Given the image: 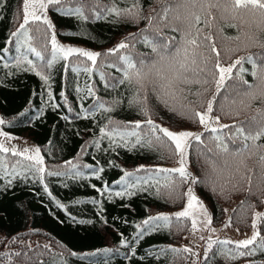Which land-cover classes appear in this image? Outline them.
Masks as SVG:
<instances>
[{
  "label": "trees",
  "instance_id": "16d2710c",
  "mask_svg": "<svg viewBox=\"0 0 264 264\" xmlns=\"http://www.w3.org/2000/svg\"><path fill=\"white\" fill-rule=\"evenodd\" d=\"M113 2L123 9L131 7L134 0H82L85 15L89 16L86 21L65 17L51 7L49 9L57 39L100 52L102 55L97 58L95 65L74 54L68 60H57L51 67H45L43 74L48 77L45 81L33 71H14V65L5 62L6 58L0 60V112L5 120L4 124L11 127L10 129L13 128L18 135H24L39 145L45 169L42 173H38L35 168L29 170L28 165L32 162L27 161L25 156L17 157L11 152H0V160L7 161L9 171L13 166L26 167L19 175L0 172V233L7 237L19 235L26 238V243L20 247L0 252V264L188 262L189 253L170 251L171 248H184L178 243L190 226V220L177 221L175 213L170 212L184 204L185 198L181 199L179 193L185 191L187 185L178 189L169 199L160 184H154L152 181L144 183V180L154 173L137 171L141 165L146 168L161 167L163 163L171 162L174 158L169 157L166 148L155 144L151 148L133 147L132 144H124L119 138L110 141L100 134V129L109 118L119 121L145 119L134 108L127 107L128 99L134 91L132 86H105L106 83H114L113 78L120 76V73L110 66L114 57L106 55L107 51L125 38H128L130 44L135 43L131 36H138L141 30L148 26L146 19L132 22L122 17L107 15L104 10ZM139 3L141 16L147 17L156 15L170 0H139ZM97 11L101 13V19L95 18ZM21 15L22 0H0V47L15 52V56H8V59L13 60L15 64L17 59H21L23 67L26 68L20 52H17L18 44L11 36V33L19 28ZM174 15V12H169L168 20L153 21L149 33L158 29L162 35L179 40L180 32L166 27L169 23L179 26L180 22L174 19ZM213 23L211 32L216 47L221 50L222 58L231 55L232 60H235L240 56L264 52V49L254 46H241V50L232 52L231 49L237 45L223 37L237 35L236 29L227 27L224 21ZM200 26L203 27V24ZM45 27L40 25L42 31ZM217 29H222V35ZM207 31L209 29H205V32ZM251 31H256L255 25ZM31 35L32 45L43 52L45 60H39L35 53H27L26 49L20 51H24L39 70V66L51 60V44L48 43L47 49H44L42 35L34 31ZM8 40H12V43H6ZM129 50L133 53L151 51L141 43H136L135 48ZM202 50L207 52L206 49ZM222 62L231 63L230 60ZM86 67L92 71L85 72ZM244 67L248 69L244 79L254 83L251 65L245 63ZM101 74L104 79H101ZM232 83L231 80L227 81L226 86ZM199 87L193 85L192 90L195 91ZM207 87L210 91L199 97L200 101H207L214 94V85L209 84ZM89 89L92 90L91 94ZM222 96L223 90L217 97V104ZM114 98L121 99L124 103L112 112L96 110L99 102L111 103ZM35 99H38L37 103ZM188 99L197 100V97L189 96ZM148 100L149 104L154 106L152 119L156 123L170 126L193 125L191 121L169 112L158 104L151 94ZM230 101L231 97L224 102L223 112L214 111L229 125L248 121L257 115V109H264V103L260 100L252 102L247 108L233 105ZM196 107L203 109L199 103ZM236 112H239V115H236ZM204 135L206 137L208 133L204 132ZM205 143L214 147L210 141L206 140ZM257 144H264V137H261ZM259 155L257 152L251 158L246 157L248 166L257 172H260ZM17 160L22 163L16 164ZM189 166L192 173L199 177L203 176V170L207 167L203 160L197 163L192 154L189 155ZM125 172H134L135 176L126 177ZM163 183L161 181V184ZM257 184V178L254 176L252 191H258ZM158 187L159 194L156 192ZM245 188L247 183L239 182V189L233 190L229 185L221 195L197 184L195 191L210 207L213 223L221 222L227 213L228 219L232 218V225L247 229L251 225L254 212L264 213V203H261L257 196H249L247 191L241 190ZM228 204L231 208L226 212ZM159 215L169 216L171 224L165 227L163 221H158V229L151 232L144 230L143 235H140L142 229L146 228L143 221ZM259 230L264 236V222L259 225ZM36 236L40 239L35 240ZM257 242L259 243V239ZM219 247L214 245L213 252ZM234 248V244L226 246V249ZM161 249L169 251L157 259L156 254ZM206 254L210 257L212 255ZM241 261H245L244 264H251L252 261H255V264H264V253L258 252L255 256L236 259L217 256L214 260L202 259L200 264H238Z\"/></svg>",
  "mask_w": 264,
  "mask_h": 264
},
{
  "label": "snow or ice",
  "instance_id": "6c2138e0",
  "mask_svg": "<svg viewBox=\"0 0 264 264\" xmlns=\"http://www.w3.org/2000/svg\"><path fill=\"white\" fill-rule=\"evenodd\" d=\"M50 7L65 17H75L85 21L89 19V16L85 15L82 0H22L23 22L15 32L11 33V36L18 44L17 51L20 52V57L29 67H23L21 59L16 60V67L21 71H33L45 81L48 77L43 74V69L51 67L54 61L68 60L69 57L78 54L95 65L97 58L102 55L100 52L61 45L57 41L55 26L48 16ZM104 11L107 15L122 17L132 22L146 19L148 26L142 29L138 36H131V40L135 43L130 44L128 38H125L106 53V55L114 57L110 66L115 68L120 76L113 78L114 83L110 85L106 83L105 86L112 88L123 84L132 86L134 91L128 99L127 107L134 108L145 119L119 121L109 118L105 126L100 129L101 136L109 138L110 141L119 138L124 144H132L133 147L151 148L155 144V146L168 150L169 157L174 158L179 167L146 168L141 165L137 171L154 173L145 179L144 183L148 184L152 181L154 184H160L166 190L169 199L182 186L188 185L185 191L179 193L181 199L186 198V207L177 212L175 217L177 221L181 222L184 219L190 220L193 230H198L199 221L204 225V228L215 231L214 228H210L211 213L203 200L195 194L197 184L207 187L213 193L223 195L229 185L233 190H237L239 182H246L247 188L241 190L247 191L249 196H257L260 202L264 203V151H262L264 144H257V141L264 137V109H257V115L248 121L231 125L221 124L220 116H213L214 111H224V102L230 97L231 104H238L242 108L250 107L251 103L257 100L264 103V52L240 56L235 60H232L231 55L222 58L221 50L216 47V41L211 32L214 21H224L227 27L237 31L235 36L223 37L237 45L231 49L232 52L241 50V46L264 49V39H262L264 36V0H170V3H166L156 15L147 17L141 16L139 0H134L131 7L123 9L113 2ZM169 12H174V19L180 24L177 26L169 23L166 27L172 31L180 32L179 40L175 37L162 35L158 29H153L152 33H149V29L153 27V21L168 20ZM95 18H102L99 11L95 12ZM41 24L46 26L43 31L40 28ZM201 24L203 27L200 26ZM30 25L33 27H29ZM253 25H255V32L251 31ZM205 29H209V31L205 32ZM33 31L42 35L44 49H47L48 43L51 44V60L39 66V70L38 66L27 58L25 52L20 51L26 49L27 53H35L39 60H45L43 52L37 50L31 43ZM217 32L222 35V29H217ZM6 43L11 44L12 40H8ZM136 43L150 48V53L130 51V48H135ZM202 49H206L207 52ZM121 50L129 51L122 52ZM0 51H8V48L0 49ZM223 60H230L231 63H224ZM245 63L251 65L253 69L251 75L255 78L254 83H249L244 79V74L248 72V69L244 67ZM84 71L90 72L92 69L86 67ZM101 79H104L103 74H101ZM230 80L233 83L226 86L227 81ZM209 84L214 85V94L211 99L200 101L199 97L210 91L207 87ZM193 85L200 87L193 91ZM222 90L224 96L220 97V103L217 104V97L220 96ZM91 91L89 89L90 94ZM149 94L169 112L191 121L195 125L202 126L208 136L205 137L204 132L196 133L189 129L173 131L156 123L152 119L154 106L149 104ZM189 96L197 97V100H189ZM123 103V100L117 98H114L111 103L101 101L96 105V110L112 112ZM197 103L204 108L203 111L196 107ZM226 114L230 115L231 113ZM235 114L239 115V112ZM4 123L0 119V124ZM0 136L5 139L10 138L8 133L3 131H0ZM206 140L212 142L214 147H209L205 143ZM29 151V149L23 151L10 149L0 142V152H11L17 157L25 156L27 161L32 162L28 165L29 170L35 168L38 173L44 172L45 169L42 167L44 160L40 148L36 147L33 155H26ZM257 152L260 153L258 159L260 172L249 167L246 163V157L251 158ZM190 154L194 155L197 163L203 160L204 165L207 166L203 170L202 177L194 175L189 170ZM21 163L19 160L16 161V164ZM0 172L19 175L15 166L9 171L8 163L5 160H0ZM125 176H135V173L125 172ZM254 176L258 181L257 192L252 191L251 188ZM161 181L164 183L161 184ZM233 181L238 182L233 183ZM9 184H11V180ZM156 192L160 193V187L156 188ZM252 207L255 206L252 205ZM225 211L227 210L225 209ZM200 217L203 219L201 220ZM254 217L252 227L256 230L250 238L231 241L213 240L209 236L206 253L212 255L210 257L206 254L203 259L214 260L217 256L236 259L243 256H255L258 252L264 253V236L259 230V225L264 222V213L256 211ZM158 221H163L165 227L171 224V218L167 215L149 217L143 221L146 228L142 229L140 235H143L144 230L151 232L158 229L160 227ZM231 223L232 218L230 217L226 226H231ZM200 238L205 239L204 236ZM232 244L235 245L234 249H226L227 245ZM214 245L220 246L215 252H213ZM167 251L169 249H161L156 254V258L159 259V256L164 255ZM170 251L194 254L198 259L200 255L193 253V250L188 247L182 250L171 248ZM15 255L18 256L20 253H15ZM193 264H197V262L194 261ZM251 264H255V261H252Z\"/></svg>",
  "mask_w": 264,
  "mask_h": 264
},
{
  "label": "rangeland",
  "instance_id": "374dc122",
  "mask_svg": "<svg viewBox=\"0 0 264 264\" xmlns=\"http://www.w3.org/2000/svg\"><path fill=\"white\" fill-rule=\"evenodd\" d=\"M48 16H49L50 20L52 21V18L50 16L49 12H48ZM22 22H23V13L21 15V20L19 22V25ZM52 23H53V21H52ZM57 41L65 47H79V48H83L86 51L98 52L97 50H93V49H90V48L82 46V45L70 44L67 42L59 41L58 39H57ZM0 49H3V48L0 47ZM13 55L15 56V52L9 51V48H8V51H0V60L6 58L5 62L9 63L10 65H14V71H21L16 67V64L14 63L13 60L8 59V56H13ZM26 68H27V64H26ZM35 101H36L35 103H37L38 99H35ZM203 110H204V108L200 111H203ZM216 115L217 114L213 112V116H216ZM0 119L5 121L4 118L2 117L1 112H0ZM220 123L225 124V121L220 118ZM160 125H162L163 127H167L173 131H179L181 129H189V130L196 132V133H200V132L204 131L202 126H198L195 124H193L192 126H170V125H167L164 123H160ZM10 128L11 127H9L5 124H0V131L8 133V136L10 137L8 139H5V137L0 136V142H3L8 148L15 149L17 151H23L24 149H29L30 151L26 155H33L34 149L36 147H39V145L34 140L28 139L24 135H18L17 133L14 132L13 128L12 129H10ZM41 155H42V152H41ZM23 166H25V165H23ZM42 167H44V163H43ZM161 167H163V168H174V167H179V165L176 162V160L174 159L171 162L163 163L161 165ZM23 169H26V167L16 168V172H18L20 174V173H22ZM189 170L191 171L190 166H189ZM187 187H188V185L186 186V188ZM195 194L197 195L196 191H195ZM203 202L206 205V207L208 208L209 212L211 213L210 207L208 206L207 202L205 200H203ZM184 207H186V198H185L184 204L181 207L174 209L170 212L176 214L177 212L181 211ZM230 208H231V205L228 204L226 206V210H227L226 212H228V210ZM258 212H260V211H258ZM225 216L226 217L221 222H218V223L212 222L210 228H214L215 229L214 232L210 231L208 228H204V225L199 223V221H198V230H193L191 227V222H190V226H189L188 230H186L183 233L182 238H181L180 242L178 243V245L182 246L184 248L185 247L191 248L193 250V253H199L200 255H199V259H198L196 255L189 254L187 264H193L194 261H196L197 264H200V261L203 259V257L206 254L207 242H208L207 238L209 236H211L213 240L222 239V240L240 241L243 239L250 238L254 234V231L256 230L252 227V224H253L254 219H255L254 215L251 219V225L247 229H239L235 225H232V224H231V226H226L229 219H228L227 213ZM200 219L202 220L203 217H200ZM201 236H204L205 239H201L200 238ZM39 239H40L39 236L35 237V240H39ZM25 243H26L25 237H22L19 235L7 237L3 233H0V252H2L3 250H13L14 248H18L22 244H25ZM244 263H245V261H241L238 264H244Z\"/></svg>",
  "mask_w": 264,
  "mask_h": 264
}]
</instances>
